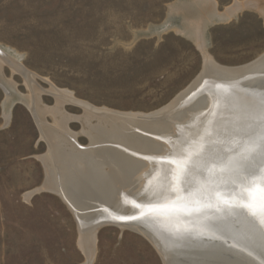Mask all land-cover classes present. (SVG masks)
Here are the masks:
<instances>
[{
  "label": "rangeland",
  "instance_id": "1",
  "mask_svg": "<svg viewBox=\"0 0 264 264\" xmlns=\"http://www.w3.org/2000/svg\"><path fill=\"white\" fill-rule=\"evenodd\" d=\"M195 1L0 0V48L31 72L37 90L32 92L11 65L2 66L0 264H87L78 243L81 228L64 199L51 190H39L31 198L25 194L46 180L41 156L50 158L48 166L59 172L57 147L71 159L91 146L85 120L126 132L135 126L110 114L109 119L89 116L79 103H65L69 120L52 138L44 132L58 125L52 114L44 113L56 105L53 87L72 91L75 100L98 108L149 114L194 81L206 56L239 66L264 53L260 12L245 8L224 19L220 14L235 0ZM197 30L198 36L193 33ZM33 93L42 109L39 119L29 108L27 96ZM101 226L90 264H163L138 231Z\"/></svg>",
  "mask_w": 264,
  "mask_h": 264
},
{
  "label": "bare ground",
  "instance_id": "2",
  "mask_svg": "<svg viewBox=\"0 0 264 264\" xmlns=\"http://www.w3.org/2000/svg\"><path fill=\"white\" fill-rule=\"evenodd\" d=\"M208 1L210 0H196L195 2L207 4ZM245 8L255 9L264 16V0H235L234 5L228 7L226 12L220 14V17L229 19ZM193 33L198 36V30ZM197 39L201 41L200 37ZM261 59H264V53L247 64L225 66L215 61L212 56H206L205 64L201 71L204 74L207 73L210 77L207 85H216V82H218L224 83L223 85L226 86L222 88L212 87L211 90L205 87L203 91L199 92L197 89L201 87L197 89L196 87L200 80L203 79L200 78L202 74H199L168 105L149 114L133 113L128 115L106 108H92L90 104L72 98V91L53 87L51 92L57 100L56 105L44 113L52 114L58 125L55 129L46 128V132H44L52 138H56L59 132H62L59 128L65 127V123L69 120V115L63 109L65 103L77 102L84 108L86 115L109 119L108 115L110 114L121 120L125 125L130 127L135 125L136 127L132 126L131 128L133 129L130 132H126L120 127L107 129L101 124L92 126L89 120H85L83 122L84 130L91 135V146L78 152L81 157L77 158L75 156L71 159L66 156L69 153L65 154L63 149L57 147L56 155L59 158V172L56 171L57 169L50 167L51 165L48 166L50 158L46 159V157L41 156V160L45 166L47 165L46 180L42 186L35 190H30L25 196L31 198L39 190H51L59 194L68 203L75 216L83 219V223L78 222L81 228L78 243L86 256L87 264H90L95 254L97 231L101 225L105 224L100 218L107 215L106 212L104 214L103 211L100 212L97 208L100 206L110 210L112 208L120 213L136 212L129 204L126 205L124 203L125 199L127 198L129 201L136 199L142 203H150L157 200L156 198L158 197L153 195V193L158 190L161 183H167L168 171L175 168L174 165L167 164V166H163L162 174L161 168L155 169L154 165L156 163L142 160L139 157H132L129 153L124 152L123 149L128 148L131 151H139L145 154L155 153L158 157L172 156L174 154L176 158L172 157L179 160L185 154L183 150L193 146V141L198 140L203 135L207 126L211 135L205 137V151L200 157L194 158L192 167L193 171H197V169L201 168L196 166L197 163L205 168L215 165L218 171L221 165V161L218 160L226 157V155L230 156L231 153H234L232 152L234 148L246 145L244 135L240 136L235 127L241 128L239 125H243L245 123L243 121L250 120L252 106L249 102L261 101L258 92L253 87L257 86L256 82L260 84L261 78L264 81V65L261 67L263 73L250 74L252 76L256 75V78L254 77L255 82L252 80L246 82L248 75L245 77L246 79L238 78L233 80V82L225 81L220 76L225 75L227 77L232 75L230 73L239 76L240 73L247 70L246 68H252L259 64ZM7 63L11 65L10 67L14 73H19L24 77L27 86L31 88L32 92L36 90L33 87L34 78L31 72L0 48V75H2V66ZM251 83H254L253 87L250 86ZM205 84L204 82L199 85L204 86ZM8 85L11 89L15 87L12 79L8 80ZM192 93H195V95L193 96ZM6 94L9 96L7 89ZM27 98L32 103L29 105L30 110L35 112V118L39 119V113L42 112L41 106L38 104L39 98L35 99L34 93L28 95ZM241 106L245 107L242 109ZM254 106H256V110L261 107V104L256 103ZM161 113L167 116L155 117V115H161ZM210 113H214V115H210ZM148 115H153L155 118H147L149 117ZM9 116L10 113L8 112L6 117L8 118ZM209 120H211V125L208 124ZM110 122L112 121L110 120ZM242 128L244 127L242 126ZM156 137L160 139H156ZM233 141L237 143H233ZM239 143L240 145H238ZM107 146L113 147L108 148ZM82 156L86 157L83 158ZM106 167L109 169L108 171L105 170ZM187 179L191 180V177H187ZM188 186L190 187V185ZM129 193H131L130 196L128 195ZM152 216V219L146 217L142 221L145 224L144 226H146L144 228L137 227L134 222L127 224L117 223V225L132 228L148 235L151 234L150 232L154 227L152 225H155V222L156 225L159 224V226L166 228V232L161 231L162 236H165V233L170 234L172 231L170 228L183 230L181 226L184 224L180 223L179 227H177L174 214L170 213L166 208H160L158 211L153 212ZM170 216L173 218L170 219ZM154 218H156L155 221H153ZM170 235L171 239L165 242V246L170 248L171 251H177L180 254L178 256L184 255L181 258L186 259V261H189L187 257L190 256V253H188L191 252L190 250H194L193 248H197L201 244L210 243L207 239H195L181 232H174ZM180 251H185V253ZM216 261L214 258L210 259V262ZM226 263H228L226 260L216 262V264Z\"/></svg>",
  "mask_w": 264,
  "mask_h": 264
},
{
  "label": "snow or ice",
  "instance_id": "3",
  "mask_svg": "<svg viewBox=\"0 0 264 264\" xmlns=\"http://www.w3.org/2000/svg\"><path fill=\"white\" fill-rule=\"evenodd\" d=\"M205 87L211 90L212 87L221 88L223 86L217 84ZM192 95L194 96L195 93ZM210 115H214V113H210ZM208 124L211 125V120L208 121ZM210 135L209 127L206 126L203 135L193 141V146L183 150L185 154L179 160L172 156L158 157L155 153L145 154L124 148V152L129 153L132 157L161 164L162 174L164 164L175 165V168L171 170L170 178L166 176L167 183H161L158 190L153 193L169 203L142 204L136 199L129 201L126 198L124 203L130 204L132 208L138 210L135 214L116 213L114 209L110 210L109 208H105L104 211L110 212L113 220L127 224L140 220L160 208H166L175 214L177 227L183 223L185 234L195 239H207L212 243L214 253L237 250L252 257L254 250L259 248L260 253L264 256V114L261 116L259 144L240 145L235 150L236 155L229 156L226 161L221 162L219 168L220 172L231 174V183L237 185L239 198L235 194L231 197L225 196L220 187L213 184L210 178L217 171L215 165L205 169L208 175L204 179H199L194 175L192 167L194 158L203 154L205 137ZM156 139L160 138L156 137ZM233 143L237 142L233 141ZM254 153L259 155L260 165L257 170L249 172L248 163L255 158ZM196 166L203 167L198 163ZM187 177H193L195 183L188 188L187 195H185L182 185L193 184L192 180ZM128 195L130 196L131 193ZM173 195L175 199H173ZM237 209L246 210V215L241 216L238 223L246 224L248 230L254 234V238L242 233L239 227H229L224 223L229 216L237 215ZM210 264H216V262H210ZM260 264H264V258L261 259Z\"/></svg>",
  "mask_w": 264,
  "mask_h": 264
},
{
  "label": "water",
  "instance_id": "4",
  "mask_svg": "<svg viewBox=\"0 0 264 264\" xmlns=\"http://www.w3.org/2000/svg\"><path fill=\"white\" fill-rule=\"evenodd\" d=\"M263 65H264V59L263 60L261 59L259 64L255 65L252 68H246L247 70H244L243 73H240L239 76H237L234 73H230L232 75H229L227 77L225 75H222L220 77L224 78L223 80H225V81L228 80L229 82L230 81L233 82V80H236L238 78H242V80L246 79L245 77L248 75V79H246L247 80L246 82L251 81V80L253 82H255V78H256L255 76L256 75L252 76L250 74L251 73H256V72H260L261 73L262 72L261 71V67ZM201 74H202V77H200V78H203V79H201L202 81L200 80L199 84H202L204 82L206 84L204 86L199 85V84L197 85L196 89L198 87H201V88L197 89L199 92L204 90V88L208 84V80L210 78L208 76V74L207 73L204 74L203 71H201L200 75ZM199 79H198V81H199ZM261 82H260V84H259V82L258 83L256 82L257 86H255V87H253L254 83H251V85H250V86H252L254 88L255 91L258 92V95H259V98L261 99V101L260 102L259 101H256V102L255 101H251V102H249L250 105L252 106V110L250 112V115H251L250 120L243 121L245 123L243 125L242 124L239 125V126H241V128H236L235 127V129L238 131V134L240 136L244 135L243 137L246 139V145H252L253 143H255L257 145L259 144V136H260V132H261V116H262V114H264V81L262 80V78H261ZM217 84L218 85H222V86H226V85H223L224 83L216 82V85ZM248 86H247V88H249ZM256 87H258V88H256ZM197 90H196V92H198ZM182 97H183V95H182ZM256 103L257 104H261V107L257 108L255 110L256 106H254V105ZM250 105H248V106H250ZM90 107H92V108L94 107L96 109H99V108H97V106H94V105H90ZM241 107L243 109L245 106H241ZM118 113H121V112L118 111ZM241 113H242V111H241ZM123 114L132 115L133 113L123 112ZM148 116L149 117H147V118H155V117H163V116H167V115L164 114V113H161V115H155V117L153 115H148ZM151 116H153V117H151ZM242 126L244 128H242ZM166 141H168V140H166ZM238 145H240V143ZM236 149H237V147L232 150V152H234V153H231L230 156H235L236 155V151H235ZM258 151H259V149L257 148V152ZM172 156H174L176 158V156L174 154H172ZM254 156H255V158L253 160H250L249 163H248V171L249 172L257 170L259 168V165H260V157H259V155L254 153ZM174 157H172V158H174ZM228 157H229V155L228 156L226 155V157H224V158H222V159H220L218 161H221V162L226 161ZM149 161H151V160H149ZM151 162H153V161H151ZM213 162H216V161H213ZM205 169H206L205 167H203V168L201 167V168H199V170L197 169V171H194V175L197 178H199V179L206 178L208 174L205 171ZM171 170L168 171V178H170ZM210 179L212 180L214 185H218L220 187V189L224 192L225 196L231 197L233 194H235L236 197L239 198V189L237 188L236 184L231 183L232 177H231L230 173H228V172H220L218 170V171H216V173ZM191 180H192V182L194 184L195 181L193 180V177H191ZM193 184L190 185V187L193 186ZM182 187L184 188V194L187 195V190H188L189 186L188 185H182ZM258 196H259V194H258ZM156 199L157 200H155L153 202H150V203L161 204V205L165 204V203H169V201H165L162 198H156ZM173 199H175L174 195H173ZM137 202H139V201H137ZM139 203H142V202H139ZM142 204H149V203H142ZM129 206L131 207L130 204H129ZM68 207L70 208L69 205H68ZM97 209L100 212L103 211L104 214L106 212V211H104L105 207L100 206ZM70 210L73 212V210L71 208H70ZM115 212L116 213H120L119 211H115ZM136 212H137V210H136ZM136 212H134V213H130V212L122 213L121 212V213L122 214H135ZM106 213H107L106 217H101L100 218V220L105 222V224L117 225V223H121V222H117V221L113 220L111 218L110 212H106ZM243 215H246V210L237 209V215L236 216H229L227 218V220L224 221V223L228 224L229 227H239L242 233H244V234H246L248 236H252L254 238V234L251 233L248 230V227H247L246 224L238 223L240 217L243 216ZM146 217L152 219L153 218L152 213L148 214ZM146 217L141 218L140 220H137V221H132V222L136 223L137 227H143L144 228L146 226H144L145 224H143L142 221H144ZM76 219H77V222L80 221V223H83V219L82 218L79 219V218L76 217ZM153 221H155V220H153ZM152 226H154V227L152 228V230L150 232L151 234H149L150 236L148 234H143V233H141V234L156 249V251L158 252V254L160 255V257L162 259L163 264H210V259L211 258L216 259L217 260L216 262H221V261H225L226 260V261H228V263H226V264H260L261 259L264 258V256H262V254L260 253L259 248H256L254 250V252H253V256L249 257V256H247L246 253H241V252H239L237 250H229V251H224V252H220V253H214L212 251V244L209 243V244H201L197 248H193L194 250H190L191 252H188V253H190L189 254L190 256L188 255L189 257H187L189 261H186V259L181 258L184 255L178 256L180 254H178L177 251H171L170 248L165 246V242L166 241H170V239H171V235L170 234H172L174 232H181L182 234H184V225L181 226V227H183L182 231H181V229L174 230V229L170 228L172 230V231L170 230L171 233L170 234L169 233H165V236H162V232H161V231L166 232V228L165 227L159 226V224L156 225V222H155V225H152ZM192 251H194V252H192ZM180 252H184L185 253V251H180Z\"/></svg>",
  "mask_w": 264,
  "mask_h": 264
}]
</instances>
